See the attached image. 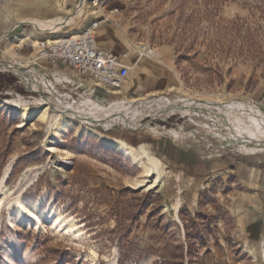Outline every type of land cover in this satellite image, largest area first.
<instances>
[{"label":"rangeland","instance_id":"obj_1","mask_svg":"<svg viewBox=\"0 0 264 264\" xmlns=\"http://www.w3.org/2000/svg\"><path fill=\"white\" fill-rule=\"evenodd\" d=\"M114 9L98 42L127 54V83L63 101L83 91L62 81L91 83L39 59L38 42ZM0 36V264H264V150L221 119L241 112L264 128V0H0ZM56 89L66 95L50 101ZM180 98L190 109L165 104ZM93 99L124 120H104ZM59 111L70 118L53 137ZM79 114L144 159L102 145L71 121ZM147 153L164 162L159 175L147 176ZM17 201L77 229L17 223Z\"/></svg>","mask_w":264,"mask_h":264},{"label":"built area","instance_id":"obj_2","mask_svg":"<svg viewBox=\"0 0 264 264\" xmlns=\"http://www.w3.org/2000/svg\"><path fill=\"white\" fill-rule=\"evenodd\" d=\"M118 12V9H114L109 14L103 13L76 33L58 39L45 38L38 43L37 57L39 59L64 63L91 83V85H84L79 81H62V84L71 85L73 89L83 92L66 95L56 89L54 94L49 92V100L54 98V95L61 99L66 95L68 99L63 101L78 105L85 101L83 95L92 97L97 89L110 94L127 83L130 66L126 63V55L103 48L97 40V31L100 26L110 20V14ZM1 42L2 38H0ZM78 116L81 119L82 116L80 114Z\"/></svg>","mask_w":264,"mask_h":264},{"label":"bare ground","instance_id":"obj_3","mask_svg":"<svg viewBox=\"0 0 264 264\" xmlns=\"http://www.w3.org/2000/svg\"><path fill=\"white\" fill-rule=\"evenodd\" d=\"M22 37H23L22 33H19V34L15 35L13 38H10V40L14 39L20 45L23 42V38ZM151 53H153V51H151ZM125 55L127 57L126 53H125ZM12 65L13 64H11L9 66L12 68ZM13 68L16 69V70L21 69V68H18L17 66H15V65H13ZM66 78L67 77L65 76V77H59L58 79L59 80H63V79H66ZM115 91H112L111 94L117 95V94L121 93V91H117V90H115ZM178 100L177 101L167 102L165 104L171 106V108H172V106H174V107H179V108L190 109V103H186V102H190V100H188V99L182 100L181 98L178 99ZM136 101L137 100H129V101H125V103L136 102ZM0 104H2L1 100H0ZM92 104L94 105V108L96 110H100L102 112L101 116H102V118H104V120H107V121H117L118 120V117L120 116V113L115 112L116 111L115 109H108L106 107L100 108V106H99L100 103L97 100H94L92 102ZM223 104L227 105V103H223ZM2 105H4V104H2ZM127 105L128 104H125L123 107H126ZM11 107H12V110L18 109L16 104L11 105ZM221 108H223V107L220 106V109ZM223 109H225V108H223ZM229 109L230 108H228L227 110H229ZM26 110L23 111V113H22L23 116L26 114ZM21 112H22V110H21ZM236 114L237 115H232V116H230V117H228L226 119L225 118H221V119L222 120H227V121H229V123L233 122L235 128H237V129H239L240 126L243 127L245 132H248L250 134L252 142H256L257 143V144H255V146L264 150V128H262L260 125H258L256 123H253V122L249 121L248 119L246 121H244L243 117H241V115H243L241 112H237ZM72 115H73V113H72ZM66 117H69V116H67V114L65 112H62V111H59L56 114L55 120H56L57 126H56V131L53 133V137H56V134H58V132L61 131L62 126L64 124H66V119H65ZM120 117H122L121 120H124V118H125L124 116H120ZM218 119H220V116L218 117ZM72 120L75 121L76 123H78L80 126L82 125L83 131L88 132V133H93L96 136H98L99 139H100L101 144L104 145L105 147L116 149V150L120 151L121 153H123L125 155H133L137 162H141L142 159H144L143 158V154L144 153L143 154H138V155L135 154L136 148H134L133 146L129 145L124 139L117 138V137L111 136L109 134H104V133H102L100 131H97L94 128H92L89 125H87L89 122L86 121V120H83L82 118L78 119V118L75 117V119H71V121ZM148 128L150 130L149 133L154 135V136H171V137H173V138L178 140V139L181 138V135H182L176 129L166 128V127H160L159 128V127H153V126H148ZM215 133L216 132H214V134ZM252 142L246 141L244 143H250L251 144ZM243 148L246 149V146L244 145ZM148 160H149V166L145 167V172L147 173V176H151L153 173H156V174L159 175L161 173V171L163 170V168H164V162L161 161L160 159H158L157 157L151 155V154H148ZM69 163H70L69 158L65 157V158H62V161L60 162V165H61L62 168H67ZM139 185L140 186L144 185V182H140ZM154 185H155V183H150V185H148V188H152ZM17 202H18V204H17L18 222L17 223H20V224H36V225H38V224H40V222H42V220L48 219L50 222H52L53 225H63L64 224V225L68 226L69 228H71L72 230H74V229L76 230L77 229V224L74 223V220L72 218L64 217L62 214L57 213L55 210L53 211V209H49L48 210V209H43V208L39 207V205L29 206V205L24 204L22 201H17ZM54 212H56V214H53ZM16 254H15V257H16ZM22 256H23V258H22L23 260H28V259L31 258L32 255H31L30 252H25V253L22 254ZM12 257H13V255H12ZM4 261L8 262L6 257H4Z\"/></svg>","mask_w":264,"mask_h":264},{"label":"crops","instance_id":"obj_4","mask_svg":"<svg viewBox=\"0 0 264 264\" xmlns=\"http://www.w3.org/2000/svg\"><path fill=\"white\" fill-rule=\"evenodd\" d=\"M103 26V25H102ZM102 26H100V27H102ZM100 29V28H99ZM99 29H98V31H97V40H98V36H99ZM0 38H2V41H3V39L5 38V36H0ZM99 43V42H98ZM100 44V43H99ZM101 45V44H100ZM102 45L104 46L103 48H105V49H107V50H110V49H108V48H106V46H108V44L106 43V42H104V43H102ZM111 51H113V50H111ZM113 52H115V53H117V54H122L121 52H117V51H113ZM123 54H125V53H123ZM128 58V57H127ZM126 63L129 65L130 64V62L128 61V59L126 60ZM19 68H20V66H18ZM263 177H264V175H263Z\"/></svg>","mask_w":264,"mask_h":264},{"label":"water","instance_id":"obj_5","mask_svg":"<svg viewBox=\"0 0 264 264\" xmlns=\"http://www.w3.org/2000/svg\"><path fill=\"white\" fill-rule=\"evenodd\" d=\"M48 101V99H46ZM53 105V104H52Z\"/></svg>","mask_w":264,"mask_h":264}]
</instances>
